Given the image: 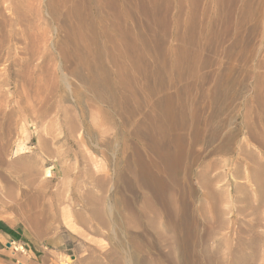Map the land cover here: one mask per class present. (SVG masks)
I'll use <instances>...</instances> for the list:
<instances>
[{
	"label": "rangeland",
	"instance_id": "1",
	"mask_svg": "<svg viewBox=\"0 0 264 264\" xmlns=\"http://www.w3.org/2000/svg\"><path fill=\"white\" fill-rule=\"evenodd\" d=\"M51 1L6 0L0 4V192L10 179L15 180L10 184L14 192H19L16 201L3 196L7 204H15L16 210L0 202V264H138L142 257L176 264L180 254L177 250L174 254L172 245L161 239L156 248L150 249L135 236V228L126 233L114 227L97 234L75 216L87 202L94 204L99 194L113 211L118 209L114 200L122 187L117 166L121 139L113 125L101 126L94 118L92 121L91 111L86 117L93 128L99 129L96 141L110 139L114 148L97 147L96 141L80 146L77 131L68 133L63 109L73 107V112L80 113L81 107L96 104V99L71 72L75 61L62 58L59 46L70 22L65 8L53 11ZM246 2L249 10L243 9ZM204 3L214 15L216 8L209 5L210 0ZM135 23L128 21L130 26ZM212 28L221 33L192 44L198 50L199 79H190L195 86L189 89L186 79L178 85L174 79L171 85L166 77L162 89L148 99L153 102L169 93L183 97L182 107L190 115V125L181 132L190 137L198 128L206 126L208 135L219 128L215 140L190 141L199 159L182 172L178 182L179 205H188L183 215L191 238L188 264H206L195 259V254L202 258L204 247L217 254L218 260L231 264H264V0H238L234 16L222 18ZM171 41L178 44L172 34L166 44ZM147 60L155 63L152 55ZM107 68L115 76V65L107 62ZM229 69H233L231 77L237 83L217 88L219 75ZM139 80L138 85L144 88V78ZM79 89L82 103L76 105ZM151 102L145 104L143 100L136 113L125 119L127 131L133 132L135 125L154 113ZM133 106L132 101L130 108ZM125 115L116 112L115 124L119 125ZM108 128L111 131L107 132ZM76 136L81 138L83 133L78 131ZM130 138L126 156L133 153L134 137ZM226 143V148L218 152L219 145ZM208 164L213 178L209 189L198 179ZM136 188V193L129 195L145 204L150 190L145 185ZM23 190L30 191L32 197L22 195ZM86 207L83 214L89 216ZM218 219H224L226 226L207 237L208 228L214 224L217 227ZM157 225L164 230L166 223ZM252 235L254 259L249 260L250 248L243 246V261H235L240 249L238 239L249 240ZM133 242H140L139 253H134ZM170 253L173 256L168 257Z\"/></svg>",
	"mask_w": 264,
	"mask_h": 264
},
{
	"label": "bare ground",
	"instance_id": "2",
	"mask_svg": "<svg viewBox=\"0 0 264 264\" xmlns=\"http://www.w3.org/2000/svg\"><path fill=\"white\" fill-rule=\"evenodd\" d=\"M5 2L6 0H0V4ZM237 3L238 0H210L209 5L216 8L215 14L211 15L204 0H52L50 2V7L55 12L58 7L65 8V16L70 22L66 37L59 46L62 58L69 62L72 59L75 61L71 72L96 99V104L91 103V106L81 107L80 113L73 112V107L63 109L62 120L65 121L68 133L73 135L76 131L83 133L81 138L76 136L77 132L75 134L77 144L80 146L87 144L88 141L94 144L95 133L99 132V129L93 128L87 121V112L91 111L89 113L92 121L94 118L97 124L101 123V126L113 125L112 129L121 139L122 152L117 166L122 187L118 190L119 198L116 199L121 206H117V201L114 200L118 209L113 211L109 201L99 194L94 204L86 203L89 216L83 214L86 205L82 208L84 210H77L75 215L79 222L88 225L92 232L107 233L115 227L127 233L135 228V236L140 242L149 244L150 249L156 248L161 239V242L172 245L173 251H171L174 254L175 250L180 254H177L180 261L176 264H188V247L191 238L188 224H184L183 218L187 213L188 205L184 204L185 208L179 205L178 182L182 172L186 173L190 165L199 159V154L192 148L190 141L201 143L209 137V140H215L219 137V128H214L209 135L206 126L198 128L194 131L193 137H190L181 132L186 125H190L187 121L190 115L183 111L182 105L185 101L183 97L169 93L151 102L148 96L156 95L162 89L166 77L171 85L174 79L177 85L183 81L182 79H186L188 88L195 86L190 79L199 77V64L196 63L198 50L192 44H199L212 36H218L221 31H213L212 26L222 21V18H232ZM243 9L249 10L248 2L244 4ZM128 21L134 23L136 21V23L130 26ZM171 34L178 44H173L172 41L169 45L166 44ZM236 37L240 39L239 34ZM149 55L154 57V64L147 60ZM106 58L108 60L105 61ZM107 62L113 63L117 68L114 71L115 76L107 68ZM232 72L233 69H229L219 75L217 88L237 83L235 78L232 79L234 76L231 77ZM140 77L144 78V88L138 85ZM80 92L81 89L76 92V105L82 103ZM142 93L143 97L140 96ZM214 94L217 101V92ZM143 100L145 104L147 101L151 102L154 113L148 114L145 122L135 125L134 131L129 132L126 129L125 119L128 120L130 114L136 113ZM132 101L135 103L133 109L130 108ZM83 102H88V99H83ZM45 105L49 106L47 103ZM116 112L121 116L127 113L119 125L115 124ZM178 117H181L178 119L180 121L177 120ZM191 117L195 115L192 114ZM106 131L109 132L111 129L108 128ZM132 136L135 142L133 153L131 156H126ZM96 142L97 147L101 145L107 149L114 148L110 139ZM226 146L227 143L219 145L217 151L223 150ZM149 150L152 151V155L148 153ZM209 168L210 164L198 174V179L204 181L208 189L213 179L208 172ZM49 173L47 171V176H51ZM130 173L132 176H128ZM8 177L6 176L5 179ZM14 181L10 179L9 183L1 188L0 202L16 210L15 204H7L3 197L6 195L12 200H17L19 192L16 194L13 186H10ZM95 183L99 184L97 180ZM143 185L150 190L151 196L145 198V204H140L137 196H131L129 192L135 194L138 190L136 186ZM260 191L263 189L260 188ZM22 195L32 197L28 190H23ZM87 198L86 195L85 200ZM160 222L166 223L164 230L158 229L157 223ZM217 223V227H214V224L208 228L207 237L227 224L224 219H218ZM140 242L132 243L134 253L140 252ZM225 242L229 243L228 240ZM254 242L253 235L249 240L239 238L240 249L237 253L238 259L235 258V261L240 263L243 261V252L246 250L243 246L250 248L249 260L254 259ZM204 248L201 259L199 258L201 254H195L196 263L203 260L206 264H231L229 261L218 260L217 254ZM171 256L173 254H168V257ZM138 264H161V261L155 258L146 260L142 257Z\"/></svg>",
	"mask_w": 264,
	"mask_h": 264
},
{
	"label": "crops",
	"instance_id": "3",
	"mask_svg": "<svg viewBox=\"0 0 264 264\" xmlns=\"http://www.w3.org/2000/svg\"><path fill=\"white\" fill-rule=\"evenodd\" d=\"M0 229H1V227H0Z\"/></svg>",
	"mask_w": 264,
	"mask_h": 264
}]
</instances>
